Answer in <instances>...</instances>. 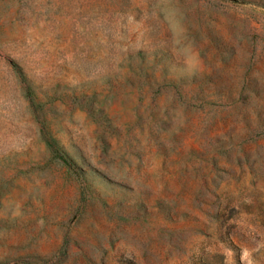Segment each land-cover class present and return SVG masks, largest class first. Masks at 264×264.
Returning <instances> with one entry per match:
<instances>
[{"label": "rangeland", "instance_id": "obj_1", "mask_svg": "<svg viewBox=\"0 0 264 264\" xmlns=\"http://www.w3.org/2000/svg\"><path fill=\"white\" fill-rule=\"evenodd\" d=\"M0 264H264V0H0Z\"/></svg>", "mask_w": 264, "mask_h": 264}, {"label": "trees", "instance_id": "obj_2", "mask_svg": "<svg viewBox=\"0 0 264 264\" xmlns=\"http://www.w3.org/2000/svg\"><path fill=\"white\" fill-rule=\"evenodd\" d=\"M61 158H63V157H61ZM63 161H64L65 163H67V161H66L65 159H63Z\"/></svg>", "mask_w": 264, "mask_h": 264}]
</instances>
